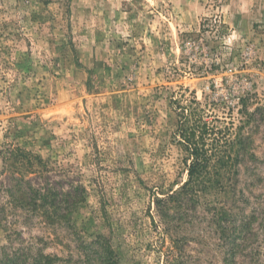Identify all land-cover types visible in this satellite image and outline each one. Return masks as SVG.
<instances>
[{
	"label": "rangeland",
	"instance_id": "374dc122",
	"mask_svg": "<svg viewBox=\"0 0 264 264\" xmlns=\"http://www.w3.org/2000/svg\"><path fill=\"white\" fill-rule=\"evenodd\" d=\"M174 93L242 127L247 150L235 191L159 213L187 180ZM15 146L48 165L35 187L83 189L72 226L119 264H264V0H0V172ZM11 186L0 254L37 239L74 254L70 231L24 223Z\"/></svg>",
	"mask_w": 264,
	"mask_h": 264
},
{
	"label": "trees",
	"instance_id": "16d2710c",
	"mask_svg": "<svg viewBox=\"0 0 264 264\" xmlns=\"http://www.w3.org/2000/svg\"><path fill=\"white\" fill-rule=\"evenodd\" d=\"M176 94L179 93L172 94L170 104L177 116L175 136L188 155L187 180L166 197H155L159 213L166 209V204L176 205L174 209L181 210V202L186 199L198 204L203 197L212 193L225 195L235 191L238 171L233 166L239 160L240 151L247 150L244 138L239 133L242 127H236L231 120L220 121L207 113L196 98L183 99L182 95L177 97ZM1 154L3 168L0 176L10 175L12 179V186L5 189L10 198L8 205L23 213L25 224L36 218L43 229L64 228L70 231L75 252L67 253L66 257L45 254L42 249L47 244L37 239L35 245L4 248L0 254V264H119L118 256L105 237L97 236L84 241L72 226V216L84 200L82 188L73 194H62L50 188L47 182L35 187L31 184L32 179H45L49 172L47 163L40 156L18 146L8 147ZM223 212L219 208L214 210L215 215ZM226 215L227 212L223 216ZM222 220L226 219L220 217L219 221ZM249 225L247 223L243 227Z\"/></svg>",
	"mask_w": 264,
	"mask_h": 264
}]
</instances>
